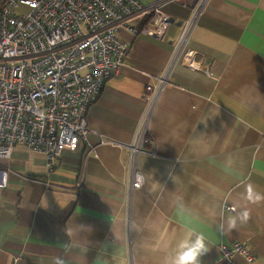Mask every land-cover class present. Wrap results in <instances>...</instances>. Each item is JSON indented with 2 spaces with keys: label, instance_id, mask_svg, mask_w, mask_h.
Wrapping results in <instances>:
<instances>
[{
  "label": "crops",
  "instance_id": "1",
  "mask_svg": "<svg viewBox=\"0 0 264 264\" xmlns=\"http://www.w3.org/2000/svg\"><path fill=\"white\" fill-rule=\"evenodd\" d=\"M197 2L166 6L186 11L171 15L167 41L121 29L130 51L87 110L88 141L53 171L44 155L15 147L3 163L0 264H129V248L132 264H220L221 245L234 242L264 264V0H210L183 52L200 71L176 48ZM175 58L138 163L145 182L127 208L124 147L145 88Z\"/></svg>",
  "mask_w": 264,
  "mask_h": 264
},
{
  "label": "built area",
  "instance_id": "2",
  "mask_svg": "<svg viewBox=\"0 0 264 264\" xmlns=\"http://www.w3.org/2000/svg\"><path fill=\"white\" fill-rule=\"evenodd\" d=\"M172 2L0 0V199L9 181L3 163L11 159L16 146L44 155L47 168L53 171L65 150L75 151L88 141L87 110L106 83L118 76L130 51L120 37L121 29L125 27L133 36L167 41L174 20L164 9ZM209 2L198 0L183 25L177 53L184 52ZM21 7L30 13L18 14ZM182 64L200 71L191 51L183 53ZM175 65L176 58L154 85L145 88L144 115L132 142L124 147L128 151L127 208L144 185L139 159L151 143L150 120L171 83ZM127 252L132 264L131 249ZM220 252V264H234L236 256L248 264L255 261L244 243L221 245Z\"/></svg>",
  "mask_w": 264,
  "mask_h": 264
},
{
  "label": "trees",
  "instance_id": "3",
  "mask_svg": "<svg viewBox=\"0 0 264 264\" xmlns=\"http://www.w3.org/2000/svg\"><path fill=\"white\" fill-rule=\"evenodd\" d=\"M164 11H165V13H167V14H169L170 16L172 15H174V16H178V15H180L181 13H183V12H186L185 11V9H183V8H181V7H178V8H176V10H173V9H168V8H165L164 9Z\"/></svg>",
  "mask_w": 264,
  "mask_h": 264
},
{
  "label": "rangeland",
  "instance_id": "4",
  "mask_svg": "<svg viewBox=\"0 0 264 264\" xmlns=\"http://www.w3.org/2000/svg\"><path fill=\"white\" fill-rule=\"evenodd\" d=\"M18 14L20 15H28L30 13V9H28L27 7H21L18 11H17Z\"/></svg>",
  "mask_w": 264,
  "mask_h": 264
}]
</instances>
